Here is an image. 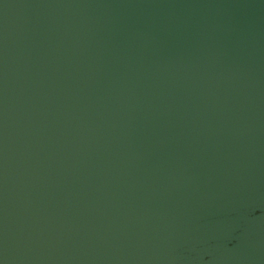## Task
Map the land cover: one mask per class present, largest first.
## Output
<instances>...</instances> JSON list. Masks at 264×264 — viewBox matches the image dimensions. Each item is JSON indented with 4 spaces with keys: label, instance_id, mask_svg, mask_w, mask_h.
Returning <instances> with one entry per match:
<instances>
[{
    "label": "water",
    "instance_id": "1",
    "mask_svg": "<svg viewBox=\"0 0 264 264\" xmlns=\"http://www.w3.org/2000/svg\"><path fill=\"white\" fill-rule=\"evenodd\" d=\"M0 264H264V0H0Z\"/></svg>",
    "mask_w": 264,
    "mask_h": 264
}]
</instances>
